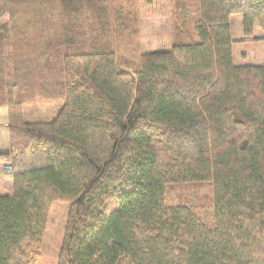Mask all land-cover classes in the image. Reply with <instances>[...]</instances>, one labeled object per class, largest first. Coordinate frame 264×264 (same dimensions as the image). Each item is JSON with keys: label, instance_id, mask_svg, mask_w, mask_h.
I'll return each instance as SVG.
<instances>
[{"label": "trees", "instance_id": "trees-1", "mask_svg": "<svg viewBox=\"0 0 264 264\" xmlns=\"http://www.w3.org/2000/svg\"><path fill=\"white\" fill-rule=\"evenodd\" d=\"M173 2L145 54L137 0H0V264H39L56 203L58 264H264V66L231 26L264 33V0Z\"/></svg>", "mask_w": 264, "mask_h": 264}, {"label": "rangeland", "instance_id": "rangeland-1", "mask_svg": "<svg viewBox=\"0 0 264 264\" xmlns=\"http://www.w3.org/2000/svg\"><path fill=\"white\" fill-rule=\"evenodd\" d=\"M33 3L42 0H32ZM140 28V45L143 53L168 51L173 43L174 26V2L173 0H137ZM26 9L28 17L36 18L34 11H38V5L33 4L31 9ZM23 28V37L39 40L41 27L39 21L31 19L19 21ZM17 23V24H18ZM231 26L235 46L233 53L237 66H264V33L257 27L254 38L247 41L243 32V17L236 16L231 19ZM19 29V28H18ZM16 29V30H18ZM11 150L8 111L0 109V154ZM8 169L0 165V171ZM11 178L0 177V195H9L13 189ZM69 205L56 203L51 208L49 224L45 236L44 257L39 264H58L59 253L62 248L65 224Z\"/></svg>", "mask_w": 264, "mask_h": 264}]
</instances>
